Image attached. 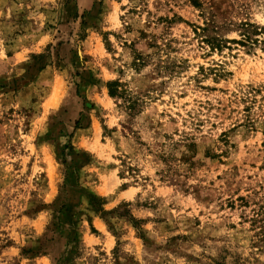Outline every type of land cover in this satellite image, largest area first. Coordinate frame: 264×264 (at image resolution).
I'll return each instance as SVG.
<instances>
[{
  "label": "rangeland",
  "instance_id": "374dc122",
  "mask_svg": "<svg viewBox=\"0 0 264 264\" xmlns=\"http://www.w3.org/2000/svg\"><path fill=\"white\" fill-rule=\"evenodd\" d=\"M242 7L0 0V264H264V28ZM166 121L195 124L180 157Z\"/></svg>",
  "mask_w": 264,
  "mask_h": 264
},
{
  "label": "clouds",
  "instance_id": "9594fccd",
  "mask_svg": "<svg viewBox=\"0 0 264 264\" xmlns=\"http://www.w3.org/2000/svg\"><path fill=\"white\" fill-rule=\"evenodd\" d=\"M239 3L241 5H243L242 8L239 9L240 11V16L239 19L240 20H249L253 25L259 26L261 28H264V0H239ZM132 5H129V7H131ZM118 7V6H117ZM229 36L234 37L236 39H242V33L240 31L239 28H233L229 31ZM260 39L264 40V35H261ZM4 47V39L2 37H0V52H2ZM193 47H195V45H193ZM261 47H264V45H261ZM207 48L205 47V49H203V51H206ZM261 58H264V53L260 54ZM25 60L27 59V56L25 55L23 57ZM131 59V57L129 56H125V60H129ZM215 59V58H213ZM206 63H211V61H207ZM221 63H223V59L221 58ZM236 63L238 64L239 61H236ZM113 67H124L123 62H113ZM126 71L129 72V75H134L132 74L128 69H126ZM145 72L150 71V69H145ZM109 79H118L120 78L115 72H113V74L108 77ZM129 77L126 76L124 77V79H128ZM202 80V82L204 83H208L211 84V79H207L204 80L203 77L200 78ZM261 88L262 90H264V77H261ZM249 83H255V81H249ZM97 87H104L103 82H101L100 84L97 85ZM186 87H190L193 90H195V88L197 87V85L193 82L190 83L189 85H187ZM244 87L243 84H237L236 88H233V91H237L238 92V96L239 95H243L244 92L243 91H239L240 88ZM173 91H179V89H175ZM173 91H170L168 93V95H172ZM197 99L199 100L200 98L197 97ZM125 103V101L121 100V99H117L115 101V103L112 105L113 109H116L117 105H123ZM213 103H215V100H213ZM192 108H195V105L192 106ZM262 110H264V102H262L261 105ZM189 109H186V111H188ZM147 115V113H141L140 116H137V121L139 122H143V116ZM158 118V117H156ZM195 117H193L194 119ZM117 119L121 120V121H126L127 120V116L126 114H121L119 116H117ZM183 119V118H181ZM112 123H115V120L112 121ZM170 125V126H169ZM139 125L137 124L136 127H138ZM109 127H111V124L109 125ZM177 127V125L172 124L170 121H166L165 122V127L162 129H157L155 131H157L160 136L163 135L164 132H168L169 135H172L174 138L170 141L165 142L166 143V147H168L169 150V154L172 155L173 157H180L181 155H184L187 152V148L185 147V145L188 143L187 137H190L193 135V129L195 128V124H189L187 131H182L180 134H176L175 133V128ZM70 130V129H69ZM201 135H203L201 133ZM158 139L160 138L159 136L157 137ZM114 140H118V136L113 138ZM64 142L66 143L67 141L64 140ZM112 143V141H110V144ZM175 146L174 148H172L171 146ZM79 147V146H78ZM117 147H122V145L117 144ZM122 151L124 152H129L128 149L122 148ZM202 151V149H201ZM117 164H119V161H116ZM165 165H161V167H164ZM126 168L124 167H117L115 170L112 171V176H116V172H126ZM132 178L129 177L128 178V182H131ZM125 183V180H120L117 179L112 187V189H109L108 192L102 193L105 196H108L109 199L112 201L111 204L108 205L109 208H114L116 205L120 204L122 199H128L131 200L132 196L127 194V193H121L116 191V189L119 188V185ZM141 189L139 187L135 188V189H130V191H134V192H139ZM111 193V195H109Z\"/></svg>",
  "mask_w": 264,
  "mask_h": 264
},
{
  "label": "trees",
  "instance_id": "16d2710c",
  "mask_svg": "<svg viewBox=\"0 0 264 264\" xmlns=\"http://www.w3.org/2000/svg\"><path fill=\"white\" fill-rule=\"evenodd\" d=\"M117 87V83H107V88H108V94L110 96H115L116 90L115 88Z\"/></svg>",
  "mask_w": 264,
  "mask_h": 264
}]
</instances>
